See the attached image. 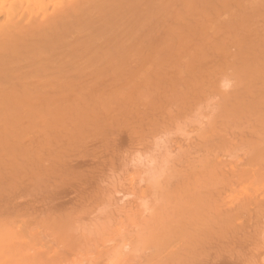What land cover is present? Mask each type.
<instances>
[{
  "label": "bare ground",
  "instance_id": "6f19581e",
  "mask_svg": "<svg viewBox=\"0 0 264 264\" xmlns=\"http://www.w3.org/2000/svg\"><path fill=\"white\" fill-rule=\"evenodd\" d=\"M0 264H264V0H0Z\"/></svg>",
  "mask_w": 264,
  "mask_h": 264
}]
</instances>
